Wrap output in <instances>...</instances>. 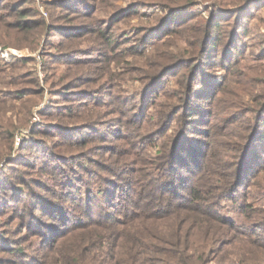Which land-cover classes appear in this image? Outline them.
Masks as SVG:
<instances>
[{
	"label": "rangeland",
	"instance_id": "obj_1",
	"mask_svg": "<svg viewBox=\"0 0 264 264\" xmlns=\"http://www.w3.org/2000/svg\"><path fill=\"white\" fill-rule=\"evenodd\" d=\"M180 1L0 0V82L12 76V84L0 83V117L5 115L0 128L8 126L10 116L18 126L15 141L0 137L1 263L61 264L67 255L74 258L69 231L82 237L74 226L78 221L95 233L93 222L100 218L96 212L93 220L71 217L72 197L116 213L120 197L110 183L129 175L114 174L113 162L124 158L129 168L164 162L163 143L175 131L159 119L170 113L167 104L182 91L179 81L190 71L178 59L191 50V19L209 17L211 2L221 0ZM229 1L221 5L227 7L222 15L230 17L235 9ZM253 1L237 18H228L236 49L204 59L193 87L230 79L224 102L232 114L237 102L251 107L250 93L264 85V0ZM20 11L27 12L29 28L18 25ZM226 63L237 68L231 71ZM25 98L34 101L26 114ZM250 154L245 165L251 175L238 187L237 200L221 202V211L235 221L245 218L243 203L256 209L264 202V180L262 188L252 184V174L264 179V142L255 141Z\"/></svg>",
	"mask_w": 264,
	"mask_h": 264
},
{
	"label": "trees",
	"instance_id": "obj_2",
	"mask_svg": "<svg viewBox=\"0 0 264 264\" xmlns=\"http://www.w3.org/2000/svg\"><path fill=\"white\" fill-rule=\"evenodd\" d=\"M221 1L211 2L215 6L209 17L199 14L191 19L192 33L187 36L191 50L189 56L178 59L190 71L179 81L182 91L167 104L170 113L159 119L175 131L163 143L164 162L133 168L124 158L113 162L114 174L129 175L126 179L118 177L119 184L110 183L116 184L112 194L120 197L121 206L116 213L99 202L85 203L81 197H72L75 209L67 211L71 217L78 219V214L93 220L96 212L100 220L93 222L98 230L91 234L77 221L74 226L84 233L79 238L73 230L69 231L68 252L74 258L67 255L61 264H264V229L259 230L264 227V202L256 209L247 202L240 205L245 214L241 221L226 216L220 208L222 201L237 200L238 187L251 175V167L245 163L250 162L252 146L257 140L264 142V85L250 93L251 107L242 108L243 103L237 102L238 112L233 114L224 102V94L232 86L227 77L222 81L214 78L210 88L193 89L198 84V73L203 72L204 59L209 61L210 55L217 58L236 49L231 40L236 33L228 18H237L254 2L230 0L227 4L235 10L229 17L222 15V9L227 7ZM27 16V12H19L20 28H29ZM226 64L225 68L231 71L237 68L236 63ZM211 77L210 72L205 74L206 79ZM11 79L12 76L0 83L12 84ZM31 102L34 101L23 99L22 112L30 113ZM14 110L9 106L8 112L14 114ZM12 119L7 118L8 126L0 128L3 141L16 139L18 126ZM194 123L207 128L195 131ZM188 132L202 138L189 137ZM262 169L264 173V166ZM256 174H252L256 180L252 184L262 188L263 176ZM81 249L83 257L79 254Z\"/></svg>",
	"mask_w": 264,
	"mask_h": 264
},
{
	"label": "built area",
	"instance_id": "obj_3",
	"mask_svg": "<svg viewBox=\"0 0 264 264\" xmlns=\"http://www.w3.org/2000/svg\"><path fill=\"white\" fill-rule=\"evenodd\" d=\"M17 141H19V140L17 139Z\"/></svg>",
	"mask_w": 264,
	"mask_h": 264
}]
</instances>
